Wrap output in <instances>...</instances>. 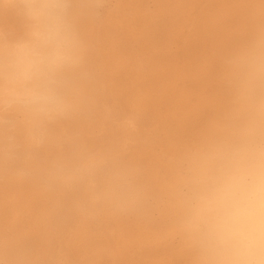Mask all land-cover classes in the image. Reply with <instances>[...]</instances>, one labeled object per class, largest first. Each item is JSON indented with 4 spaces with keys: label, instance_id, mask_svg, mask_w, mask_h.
Returning <instances> with one entry per match:
<instances>
[{
    "label": "bare ground",
    "instance_id": "obj_1",
    "mask_svg": "<svg viewBox=\"0 0 264 264\" xmlns=\"http://www.w3.org/2000/svg\"><path fill=\"white\" fill-rule=\"evenodd\" d=\"M264 29L260 0H110L89 29L100 89L91 118L50 128L47 155H74L70 187L0 177V264H193L173 197L179 161L213 130L221 63ZM134 163L160 193L156 214L122 213L104 169Z\"/></svg>",
    "mask_w": 264,
    "mask_h": 264
},
{
    "label": "clouds",
    "instance_id": "obj_2",
    "mask_svg": "<svg viewBox=\"0 0 264 264\" xmlns=\"http://www.w3.org/2000/svg\"><path fill=\"white\" fill-rule=\"evenodd\" d=\"M264 4V0H260ZM110 0H0V177L49 189L80 181L74 155H47L50 128L87 120L100 80L90 27ZM227 102L212 131L180 158L173 197L193 264H264V29L222 58ZM105 198L150 217L158 190L131 162L104 169Z\"/></svg>",
    "mask_w": 264,
    "mask_h": 264
}]
</instances>
